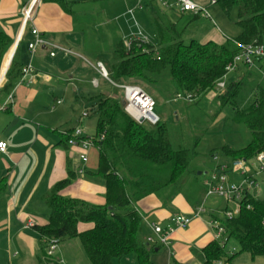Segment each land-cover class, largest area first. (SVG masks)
<instances>
[{"label":"trees","instance_id":"16d2710c","mask_svg":"<svg viewBox=\"0 0 264 264\" xmlns=\"http://www.w3.org/2000/svg\"><path fill=\"white\" fill-rule=\"evenodd\" d=\"M43 1H53L74 20L78 18L75 0ZM150 2L145 6L150 8ZM214 4L227 16L235 9V24L240 29L236 37L226 38L221 43L212 40L201 43L193 38L185 41L183 29L177 28V22L166 21L158 9H151L149 21L155 44L133 40L127 47L124 39L114 38L108 77L116 83H136L137 79L148 84L167 81L174 96L191 94L192 100L185 104L199 105L211 96L226 64L239 52L233 40L245 44L264 41V0H215ZM197 18L199 15L192 16V20ZM22 43L23 39H20L12 57L14 46L3 57L12 40L0 32V76L12 58L0 86V92L6 95L21 77L23 65L18 53ZM239 72L240 76L213 97L217 103L215 114L228 107L230 115L227 119L248 131L250 139L242 146L221 145L207 154L197 150V136L189 148L181 144L174 146L168 125L161 118L154 125L136 122L125 112L123 101L117 96L98 95L85 99L87 103L94 102L90 113L97 116L95 133L91 137L98 148L95 174L104 180L105 204L94 205L60 195L76 176L68 160L67 176L57 181L43 197L50 209L47 223L33 226L43 241L44 257L48 240L59 243L77 237L90 264H114L129 254L136 255L138 264H153L148 245L139 236L142 217L135 209L136 202L149 194L169 198L179 193L186 178L195 175L199 169L194 163L201 156H207L211 161L220 158L230 165L239 158L249 160L264 152V61H255L251 68L241 66ZM64 132L59 143L67 146L73 129ZM4 188L2 179L0 192ZM247 205L251 207L247 208ZM262 220L264 199L247 195L240 202L237 216L224 217L219 222L227 237L237 241L239 253L246 252L255 258L264 256ZM79 223H92L93 226L79 232ZM203 254L205 264H216L221 260L230 264L236 255H227L225 245L218 240L209 242L203 248ZM38 259L43 262L42 256Z\"/></svg>","mask_w":264,"mask_h":264},{"label":"crops","instance_id":"0c3cea01","mask_svg":"<svg viewBox=\"0 0 264 264\" xmlns=\"http://www.w3.org/2000/svg\"><path fill=\"white\" fill-rule=\"evenodd\" d=\"M148 2L151 7L155 4L152 0H147L146 3ZM30 5L31 18L24 23L20 35L23 11ZM79 20H74L72 15L53 1L0 0V32L12 40L3 57L20 35L19 40L23 39V43L19 48L18 58L23 66L28 63L31 56L27 43L33 39L31 27L37 28L45 41L70 51L65 53L56 50L50 56V49L38 48L32 55V80L18 81L9 95L0 92V142L6 143L5 151H0V181L3 179L5 185L0 192V264H90L77 237L60 241L53 255L44 257L43 241L33 229V226L47 223L50 209L43 197L57 181L67 176L68 160L76 176L71 184L60 191V195L94 205L105 204L104 180L95 174L98 148L92 146L83 150L79 145L71 144L70 140L67 146L59 143L67 129L74 130L79 126L86 129L82 122L83 112L74 114L73 117L72 107L64 109L63 100H75L84 106L85 111L90 103L84 100L94 97L96 91L93 88L98 86V82L97 85L90 82L93 90L87 88V81L82 70L77 69V64L68 67L63 65L67 60L65 54L78 56L69 47L77 46L80 36L78 32L89 27V23L79 26ZM164 20L167 21L168 18ZM211 32L200 42L212 40L221 43L227 38L219 41L214 29ZM112 41L113 39L110 42L111 48ZM79 48L83 50V46ZM57 51L65 54L58 55ZM89 66L97 73L95 64L90 63ZM83 134L88 136L84 132ZM82 152L86 155V161L80 158ZM221 162L220 158H214L210 161L209 168ZM190 185L187 193L181 190L169 198L149 194L135 204V209L142 217L139 236L148 245L149 259L153 264H205L203 248L209 242L218 240L211 227L213 219L221 220L216 213L218 209L213 206V202L207 203L204 188L199 187L196 178ZM257 189L254 196L260 198ZM202 203L206 212L198 217L193 216L195 208ZM175 215L189 216L191 221L184 228L174 229L169 246L148 242V238L154 237L151 225H170L171 218ZM29 220L33 223L31 227L26 226ZM92 226V223H79L77 229L83 232ZM224 237L225 245L230 238L226 234ZM233 252L234 249L227 252V255ZM39 256H42L43 262L39 261ZM257 257H250L254 264L258 262L255 261ZM238 258L239 255H235L230 264H241ZM120 260L127 264H138L135 254H129ZM218 263L229 264L224 260Z\"/></svg>","mask_w":264,"mask_h":264},{"label":"rangeland","instance_id":"374dc122","mask_svg":"<svg viewBox=\"0 0 264 264\" xmlns=\"http://www.w3.org/2000/svg\"><path fill=\"white\" fill-rule=\"evenodd\" d=\"M193 1L202 7H205L210 18L199 16V18L192 20L193 15L190 13L180 15L178 12L175 13L164 9L159 10L156 3L150 8L144 6L142 9H137L132 14H129L128 10L134 6V0L77 1L74 5V9L78 14L77 19H80L78 25L81 26L83 23H89L88 29H82L78 32L80 36H78L77 46L69 47L80 57L74 54H65L60 51H57V53L58 55H67V60L65 61V64L63 63L64 66L68 67L77 64V69L82 70L83 77H85L87 81V88H93L90 84V82L92 83L93 78L98 82L97 88H93L96 91V95L93 98L98 95H108L117 96L123 101V94L119 89L117 91V88H115L108 79L95 73L90 68L89 64H95L97 61H100L106 70H108L112 50L110 42L116 37L126 39L132 35L141 33V36L144 38L137 41L155 44V36L149 21L151 9H158L157 11L162 19L168 18V21L170 20L172 23L177 22V28H179V30L183 29V38L185 41H189L192 38L200 41L213 29L215 31L214 33L218 35L217 40L219 41L224 39V37L234 38L238 35L240 29L235 24V9H233L227 16L217 4H210L211 0ZM144 2L146 3L147 0H144ZM79 46H83V50H81ZM153 51H156V47ZM65 75L64 77H66ZM240 75L241 73L239 70L229 74L226 83L228 84ZM136 84L149 93L156 101L154 111L163 121H166L170 140L174 146L181 144L182 146L189 148L194 143V137L197 136V150L201 153L207 154L213 148L221 145L235 147L242 146L250 139L248 131L227 119L230 115V109L228 107H225L221 112L215 114L217 103L212 96L204 98L199 105L196 106L185 104L190 103V101L186 102L181 99H176V95L174 96V93L169 86V82L167 81L148 84L137 79ZM93 103L94 102H90L89 107L84 111V106H81V104L75 102V100L68 98L63 100L64 109L69 108V106L72 107L74 111L72 114L73 117L74 114L79 112L80 114L82 112H87L88 117L82 119L83 126L86 129L83 130L81 126H79V128L88 136L94 135L97 120V116L90 113V108ZM144 124L149 125L148 123ZM63 134H65V132H63ZM210 161L211 160L207 158V156H201L200 159L196 160L194 164L199 169L195 175L187 177L184 181L182 188L184 193L189 192L188 187L191 186L190 184L194 178L198 180L199 187L201 186L204 188L202 181L209 177L211 169L214 167L209 168V166H211ZM202 169H204L205 173L198 174ZM237 175L238 174L235 172L228 173L231 184H237L241 180L240 177L237 178ZM258 182L259 186L257 194L261 199H264V173L258 177ZM203 191H205V188ZM206 201L207 203L213 202V206L218 209L216 213L220 219L225 217V209H234L232 202H227L226 199L220 196H209ZM233 249V253L239 255L238 259L241 264H254L249 255L246 253H239V245L237 241L230 238L225 244V250L231 252ZM255 261H258L255 264H264V256L257 257ZM114 264L127 263L124 260H120L119 262L115 261Z\"/></svg>","mask_w":264,"mask_h":264},{"label":"built area","instance_id":"2783aa9c","mask_svg":"<svg viewBox=\"0 0 264 264\" xmlns=\"http://www.w3.org/2000/svg\"><path fill=\"white\" fill-rule=\"evenodd\" d=\"M135 4L132 8L128 10L129 14H132L137 9H142L145 6L144 0H134ZM156 3L159 9L175 11L178 13H190L191 15H199L200 17L210 18L209 13L205 7H202L193 0H152ZM215 0H211L210 4H214ZM31 5L24 9L23 11V24L21 27V33L24 28V23L27 20H30ZM30 32L33 36V39L27 43V49L30 53V59L21 69L20 82L28 81L30 82L33 78V65H32V55L40 47H46L50 49L49 54L53 56L56 50L63 51L65 53L70 52L69 50L53 43L45 41L41 36L37 28L31 27ZM20 35L18 36L20 38ZM144 38L141 36V33L137 35H132L124 39V44L128 47L133 40H141ZM234 44L238 47L239 52L229 61L225 66V72L221 78L217 81L215 90L212 92L211 96L215 97L218 93H221L226 88V81L228 75L237 72L241 66L246 68H251L255 66V61L262 60L264 61V41L245 44L233 40ZM94 69L97 73L108 79L114 87L119 89L123 94L124 101V110L125 112L136 122L138 123H148L149 125L156 124L160 117L154 111L156 106V101L154 98L144 91L136 83H116L111 81L108 77L106 68L101 62H96ZM92 84L97 85V81L93 78ZM176 99L191 101L192 95H181L176 94ZM59 102V101H57ZM3 108V107H1ZM82 118L87 117V112L81 114ZM79 138V139H77ZM71 144H77L81 149L86 150L89 147L95 146L93 143V138L91 136H85L82 130L76 127L73 130L72 137L70 139ZM6 149V143L0 142V151L4 152ZM82 161H86V155L84 152L80 154ZM235 172L239 175L241 180L237 184H231L228 173ZM264 172V152L258 153L253 159H243L239 158L233 161L230 165L228 163H217L212 169L209 177L203 179L202 184L205 188V197L209 196H220L227 200V202H232L234 205L233 210L224 211L225 218H232L237 216L240 211V202L245 196H253L254 191L258 188L259 175ZM250 208V205L246 206ZM206 212L204 204L198 205L194 212L193 216L198 217ZM191 217L183 215H175L171 218V224L165 227H162L158 224H152V231L154 237L148 238V242L157 243L163 246H169L170 236L173 233L174 229L184 228L189 225ZM262 225H264V220H262ZM33 225L32 221L27 222V227ZM211 227L214 228L216 232V237L219 242L223 244L225 242V233L224 228L218 220L213 219L211 221ZM46 255L51 257L58 246V242L54 239L47 241ZM220 264V263H216Z\"/></svg>","mask_w":264,"mask_h":264},{"label":"bare ground","instance_id":"6f19581e","mask_svg":"<svg viewBox=\"0 0 264 264\" xmlns=\"http://www.w3.org/2000/svg\"><path fill=\"white\" fill-rule=\"evenodd\" d=\"M11 57H12V54H11ZM11 57H10V59H11ZM10 59H9V61H8L7 66L5 67V69H4V71H3V73H2L1 76H0V84L4 81V75H5V72H6L7 68H8V65H9V63H10Z\"/></svg>","mask_w":264,"mask_h":264},{"label":"water","instance_id":"95a60500","mask_svg":"<svg viewBox=\"0 0 264 264\" xmlns=\"http://www.w3.org/2000/svg\"><path fill=\"white\" fill-rule=\"evenodd\" d=\"M18 40H19V37L16 39V41L13 43V45L12 46H14V48H13V53H14V50H15V47H16V44H17V42H18ZM13 53H12V56H13ZM12 59V58H11ZM3 83V82H2ZM1 83V84H2ZM198 174H200L199 172H198Z\"/></svg>","mask_w":264,"mask_h":264}]
</instances>
